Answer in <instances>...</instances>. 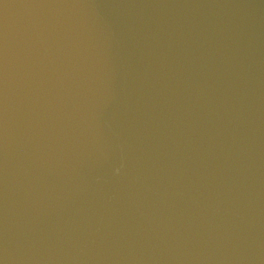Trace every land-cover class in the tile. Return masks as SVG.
<instances>
[{"label": "water", "instance_id": "obj_1", "mask_svg": "<svg viewBox=\"0 0 264 264\" xmlns=\"http://www.w3.org/2000/svg\"><path fill=\"white\" fill-rule=\"evenodd\" d=\"M0 264H264V0H0Z\"/></svg>", "mask_w": 264, "mask_h": 264}]
</instances>
